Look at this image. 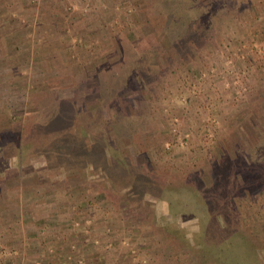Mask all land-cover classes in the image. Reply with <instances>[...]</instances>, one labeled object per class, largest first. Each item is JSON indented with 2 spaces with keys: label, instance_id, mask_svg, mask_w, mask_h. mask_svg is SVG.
Listing matches in <instances>:
<instances>
[{
  "label": "rangeland",
  "instance_id": "rangeland-1",
  "mask_svg": "<svg viewBox=\"0 0 264 264\" xmlns=\"http://www.w3.org/2000/svg\"><path fill=\"white\" fill-rule=\"evenodd\" d=\"M0 264H264V0H0Z\"/></svg>",
  "mask_w": 264,
  "mask_h": 264
},
{
  "label": "trees",
  "instance_id": "trees-1",
  "mask_svg": "<svg viewBox=\"0 0 264 264\" xmlns=\"http://www.w3.org/2000/svg\"><path fill=\"white\" fill-rule=\"evenodd\" d=\"M87 159V158H86ZM101 164H104L103 162H101V163H99V168L101 169V170H103L105 167H102L101 166ZM105 177V178H104ZM107 177H108V175H107ZM106 176H102L101 178H99L100 180L101 179H103V181H106L107 179H109V177L107 178ZM131 187H128L127 189H130Z\"/></svg>",
  "mask_w": 264,
  "mask_h": 264
},
{
  "label": "built area",
  "instance_id": "built-area-1",
  "mask_svg": "<svg viewBox=\"0 0 264 264\" xmlns=\"http://www.w3.org/2000/svg\"><path fill=\"white\" fill-rule=\"evenodd\" d=\"M94 241H97V240H94Z\"/></svg>",
  "mask_w": 264,
  "mask_h": 264
}]
</instances>
